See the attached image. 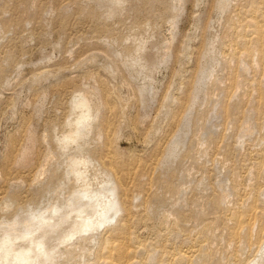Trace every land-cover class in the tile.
<instances>
[{"label": "rangeland", "instance_id": "1", "mask_svg": "<svg viewBox=\"0 0 264 264\" xmlns=\"http://www.w3.org/2000/svg\"><path fill=\"white\" fill-rule=\"evenodd\" d=\"M19 218L0 264H264V0H0Z\"/></svg>", "mask_w": 264, "mask_h": 264}, {"label": "bare ground", "instance_id": "2", "mask_svg": "<svg viewBox=\"0 0 264 264\" xmlns=\"http://www.w3.org/2000/svg\"><path fill=\"white\" fill-rule=\"evenodd\" d=\"M117 1H119V0H117ZM76 103V107H78V108H83V107H86L87 105H86V103L84 102V101H79L78 102V100H77V102H75ZM88 108V107H87ZM86 115V114H85ZM84 117H82V118H79V119H77V120H75L71 125H70V134L67 136V138H74L75 136H76V134H77V128L81 125L82 126V124L84 123ZM86 120V119H85ZM80 126V127H81ZM78 131H79V128H78ZM68 140V139H67ZM73 140V139H72ZM114 189V188H113ZM111 191V190H110ZM113 192V191H112ZM114 193V192H113ZM113 195H115V194H112V196ZM77 196V195H76ZM75 196V197H76ZM85 196V195H84ZM88 196V195H87ZM81 197V196H80ZM73 198V197H72ZM113 198H115V196L113 197ZM71 199V198H70ZM79 199V198H78ZM77 199V200H78ZM81 199V198H80ZM82 201V200H81ZM117 201V200H116ZM115 201V202H116ZM73 202V201H72ZM78 202V201H77ZM69 204V203H68ZM71 204V203H70ZM74 204V203H73ZM76 204V203H75ZM129 204V203H128ZM114 206H116V204H113V207ZM72 207V206H71ZM126 208V207H125ZM69 209V208H68ZM67 209V210H68ZM71 209V208H70ZM127 209V208H126ZM129 209V208H128ZM115 210H116V208H115ZM79 211V210H78ZM121 211V210H120ZM119 211V212H120ZM50 212V211H49ZM67 213H68V211H67ZM66 213V214H67ZM70 214H72V213H70ZM86 214V213H85ZM51 215H53V213L51 214ZM62 215V214H61ZM78 215V214H77ZM82 215V214H81ZM80 215V216H81ZM106 215V214H105ZM54 216V215H53ZM64 215H62V216H60L61 217V219H63L64 217H63ZM79 216V215H78ZM116 216V215H115ZM114 216V217H115ZM56 217V216H55ZM49 218H50V215H49V217H46V218H43L41 221H39V222H37L36 224H34L33 225V227H34V229H37V226L39 227V224H43V222H44V225H45V223H46V221H47V219L49 220ZM67 218V217H66ZM83 219V218H82ZM32 220V219H31ZM31 220H30V222H31ZM40 220V219H39ZM52 220V219H51ZM58 220V219H57ZM60 221V220H59ZM28 222V221H27ZM24 223H25V221H24V219H22V218H19V219H17V220H15L14 222H12V223H9V224H6V225H1L0 226V233H6L7 235H9L10 236V233H11V230H15V229H17L19 226H21V225H24ZM52 223H53V221H52ZM78 224V223H77ZM27 225V224H26ZM51 225V224H50ZM29 226V225H28ZM60 226H62V225H60ZM74 226V225H73ZM85 226V225H84ZM45 227H46V225H45ZM50 227V226H49ZM48 227V228H49ZM77 227V226H76ZM20 228V231H21V227H19ZM26 228V227H25ZM43 229H45L44 228V226H43ZM50 229V228H49ZM90 229V228H89ZM32 230V229H31ZM74 230H77L78 231V228H76V229H74ZM73 230V231H74ZM15 232V231H14ZM22 232V231H21ZM20 232V233H21ZM31 232V231H30ZM36 232V231H35ZM23 233V232H22ZM33 233V232H32ZM41 233V232H40ZM14 234V233H13ZM24 234V233H23ZM28 234H30V233H28ZM48 234H49V232L47 231V232H45L43 235H42V239H44V238H46L47 236H48ZM38 235V234H37ZM41 235V234H40ZM13 236V235H12ZM20 236V235H19ZM6 237V236H5ZM15 237V236H14ZM31 237V236H30ZM21 238V237H20ZM25 238H26V233H25ZM24 238V239H25ZM64 238H66L65 236H64V234H61L60 236H59V240H61L62 241V239L64 240ZM9 239H12V237L10 236L9 237ZM8 239V240H9ZM7 240V239H6ZM5 240V241H6ZM14 240V239H13ZM39 240V239H38ZM60 241V242H61ZM6 244H7V242H6ZM9 244V243H8ZM35 244V243H34ZM41 245V243H39L37 246L39 247ZM27 247V246H26ZM38 247H36V249L38 248ZM42 249V248H41ZM43 251V250H42ZM9 254H13V256L15 255V256H18V255H20L21 254V256H22V258H21V260L22 261H24L25 263H27V264H30L31 262H32V260H33V258H32V256H31V250L30 249H28V250H23V246L21 245V244H19V243H14L13 244V246L9 249L8 248V251H7ZM33 253V252H32ZM51 253V252H50ZM53 253V252H52ZM42 255H43V253H42ZM46 255H48L46 252L44 253V255L43 256H46ZM50 256V255H49ZM35 257V256H34ZM50 260V259H49ZM21 261V262H22ZM34 262V261H33Z\"/></svg>", "mask_w": 264, "mask_h": 264}]
</instances>
